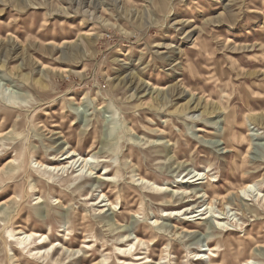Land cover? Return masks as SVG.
Instances as JSON below:
<instances>
[{"label":"rangeland","instance_id":"rangeland-1","mask_svg":"<svg viewBox=\"0 0 264 264\" xmlns=\"http://www.w3.org/2000/svg\"><path fill=\"white\" fill-rule=\"evenodd\" d=\"M0 136V264H264V0H0ZM71 151L86 182L41 171ZM18 232L64 249L33 261Z\"/></svg>","mask_w":264,"mask_h":264},{"label":"bare ground","instance_id":"bare-ground-1","mask_svg":"<svg viewBox=\"0 0 264 264\" xmlns=\"http://www.w3.org/2000/svg\"><path fill=\"white\" fill-rule=\"evenodd\" d=\"M249 136L250 137H252L253 138V135L252 134H249ZM0 139L2 140V137L0 136ZM252 139H250V146L252 145ZM0 143H1V141H0ZM219 145V144H218ZM221 146V145H220ZM1 147V146H0ZM67 155V157L64 159H53L54 161H70L69 162V164H68V166L67 167H60L61 165H57V166H54V167H46V166H44V164H41L40 162L38 163V165H39V167H40V169H41V171H44V172H47L48 173V175H52V176H54V175H60L61 173H62V175H66V174H68L69 175V173H70V170L72 171V173L71 174H75V173H79V171H78V169L80 168V167H82V170H84L85 169V167H88V165H89V168H88V172L86 173V175H85V179L83 178L82 179V176H83V174H81V175H78L77 176V178L78 179H82V182H86L87 180H88V178H86V176H89V177H92L93 176V172L95 171V168H96V166H95V164H96V162L94 161V157H92L90 160H88V159H83L82 157H80L79 155H76V153L75 152H66L65 154H64V156H66ZM63 156V157H64ZM92 161H94V162H92ZM4 171V170H3ZM90 173V174H89ZM46 174V173H45ZM108 172L106 171L105 172V175L106 176H108ZM51 177V176H50ZM69 177V176H68ZM103 177V176H102ZM101 176L100 177H98V182H100V183H106V184H109V183H112V181L111 180H109V179H103ZM187 177V176H186ZM185 177V178H186ZM198 177V178H197ZM53 178V177H52ZM109 178V177H108ZM197 178V180H195L194 182H189L190 180H186V179H184V182L182 183L183 185H193V184H195V183H197V181H200V180H203L204 178L205 179H207V181L208 182H211L212 180L210 179V176L206 173V174H203L202 172H199V173H197L196 174V176L193 178V179H196ZM210 179V180H209ZM97 180V179H96ZM139 181H140V183H141V185H144V186H147V188L148 187H152L154 190H157L160 194H162L165 190H167V189H163V188H165V187H161L160 185H158L157 183H151V181H148V180H146V179H141V178H139ZM254 188V185H250V184H245L244 185V187L243 188H241L240 190H239V192H238V194H243L244 196L246 195V194H248V193H250V191L252 190ZM99 189H101V188H99ZM166 192V191H165ZM164 192V193H165ZM165 194H167V193H165ZM258 194H260V197H261V200H263L264 201V194H261V193H258ZM181 196H182V199H191V198H194V197H197V199H199V198H203V197H206L207 196V194H203V195H201V193H192V192H190L189 191V188H187V189H184V191L181 193ZM99 197V199H98V201H99V204H102V203H108V204H106V205H103L102 207H110L109 208V210L110 211H113V212H116V206H115V204L114 203H111L110 202V200L109 199H107V196L106 195H100V196H98ZM256 197V196H255ZM239 198H240V201H241V197L239 196ZM101 199H103V200H101ZM107 199V200H106ZM87 200V199H86ZM227 200H229V197H227L226 199H224V201H227ZM243 200V199H242ZM40 202V201H39ZM189 202H190V200H189ZM41 203V202H40ZM39 204V203H38ZM58 204H59V202H58ZM4 206H6L7 204H3ZM211 210V209H213V206L212 205H208L207 206V208H206V212L204 213V214H201L203 217L201 218V219H198V220H201V221H204V222H206V221H208V219L209 218H213L212 216H209L208 214H209V211L208 210ZM190 209H186V210H184V215H189V214H187V212L189 211ZM191 213H190V215L192 214V215H195V214H197V212H193L194 211V209H191ZM103 212H104V210H102L101 212H100V214L99 215H102L103 214ZM254 212V211H253ZM182 212H177V211H171L170 213H168V215H166L167 217L168 216H170V217H172V216H174L173 218H178V217H180V214H181ZM166 214V213H165ZM10 215V214H9ZM201 215H199V216H201ZM165 216V217H166ZM193 218H196V217H193ZM218 219V218H217ZM224 219V218H223ZM223 219H221L220 218V220H223ZM198 220H196V221H198ZM118 225V224H117ZM219 227L221 226V229H225V226L224 225H228V223H224L223 224V226H222V224H220V223H218L217 224ZM108 226H111L112 227V224H111V222H109V224H108ZM227 227V226H226ZM228 231H230V230H228ZM50 235V234H49ZM51 236V235H50ZM68 237L69 236H71V233H68V235H67ZM13 237H14V240H15V242L17 243H19L18 244V246L20 245L21 246V249H26L27 247H32L33 245H35V243H37L36 241L37 240H40V243H39V247H36V248H34V249H30V258H31V260H33V261H39V262H45V261H50V263H51V261L53 260V259H55L54 257L56 256V254L57 253H59V249H64V246L63 245H60V244H56V243H51L49 240H50V238L47 236V235H43V234H38V233H34V232H30V233H22V232H18V233H16V235H13ZM67 240V239H66ZM69 241L71 240V239H68ZM50 242V243H47V242ZM88 242H89V240L87 241V239H86V241L83 243V247H81V250L84 252L85 250H88V249H91V247L88 245ZM128 243H129V247H130V249L129 250H127V249H122V248H119L118 249V253H114V258H119L120 256L121 257H124V256H126V255H130V254H132V251H135V252H137L138 251V246L139 245H143V246H145L146 244L148 245V243H145V242H143V240L142 239H140L138 236H136L135 237V239L134 240H132V242L131 241H127ZM126 243V242H125ZM48 244V245H47ZM86 245H88V246H86ZM146 245V246H147ZM19 246V247H20ZM47 246H50V248L49 249H47L48 247ZM59 246H60V248H59ZM104 247L106 246V244L105 245H103ZM145 246V247H146ZM208 246V245H207ZM209 247V250L208 251H205V253H208V252H210L211 254L208 256V255H202V254H199V255H197V261H199L200 259H203V261H205V262H208V260H209V262H210V264H213V262H212V258H215V257H218V255L216 254V251H218V248L217 247H214V249L213 250H211L212 248L210 247V246H208ZM149 249V248H148ZM262 249H264V244H262V246H258L257 248H256V250L257 251H260V250H262ZM64 250H66L67 252H66V254L63 256L64 258H67L66 260H68V263L67 264H72L74 261H84L83 259H82V256L79 254V253H77L76 251H74V250H69V249H64ZM106 250H108V249H106ZM147 250V249H146ZM134 252V253H135ZM147 253V252H146ZM252 254H253V258H249V259H246V261L243 263V264H258V263H256V261H254V259H255V257H257V254H255V251H252ZM110 255H107V256H105L104 257V259L101 261V262H99V263H97V264H111V258L109 257ZM137 256V261H141V262H143L142 264H149L150 263V261H149V257L148 256H141V255H136ZM211 260V261H210ZM65 262V261H64ZM119 264H125V262L124 261H122L121 259H120V262H119Z\"/></svg>","mask_w":264,"mask_h":264}]
</instances>
